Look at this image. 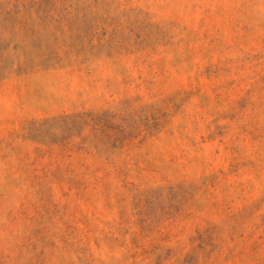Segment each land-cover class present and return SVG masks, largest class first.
I'll return each instance as SVG.
<instances>
[{"label": "rangeland", "instance_id": "obj_1", "mask_svg": "<svg viewBox=\"0 0 264 264\" xmlns=\"http://www.w3.org/2000/svg\"><path fill=\"white\" fill-rule=\"evenodd\" d=\"M0 264H264V0H0Z\"/></svg>", "mask_w": 264, "mask_h": 264}]
</instances>
